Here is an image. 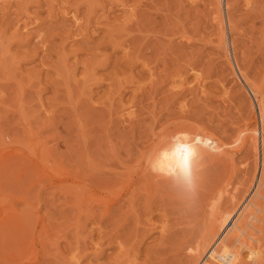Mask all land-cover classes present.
<instances>
[{
  "label": "rangeland",
  "instance_id": "374dc122",
  "mask_svg": "<svg viewBox=\"0 0 264 264\" xmlns=\"http://www.w3.org/2000/svg\"><path fill=\"white\" fill-rule=\"evenodd\" d=\"M260 97L264 0H0V264H196L204 223L255 183L243 139ZM166 122L204 127L226 155L166 153L107 208L95 196L131 181ZM261 215L248 229L264 254Z\"/></svg>",
  "mask_w": 264,
  "mask_h": 264
},
{
  "label": "bare ground",
  "instance_id": "6f19581e",
  "mask_svg": "<svg viewBox=\"0 0 264 264\" xmlns=\"http://www.w3.org/2000/svg\"><path fill=\"white\" fill-rule=\"evenodd\" d=\"M219 2L222 3V0H219ZM219 10H220V8H219ZM219 14H220V12H219ZM220 17H221V15H219V18ZM249 83L247 85H249V87H253V85L251 83L250 84ZM257 90H258V88L255 89L256 92H257ZM258 95H260V94H258ZM257 101H259V100H257ZM256 109H257L258 117H259V120H260L259 121L260 122V126H259L258 129L257 128H252L251 130H250V127H249V131L247 130L248 133H246V135H244V139L243 140H245L246 137H248L249 139L253 140V142H252L253 148L252 149L255 150V151H253V152H255L254 153L255 154L254 157L257 158L256 160H259V171L257 172L258 176L257 175H256L257 177L255 176V180H254L255 183H253V186L251 187V189L249 190L248 187L246 188L249 191L245 195L243 200L239 203V205L237 206V208L235 210H233L232 206L237 201L236 202L232 201V203L230 202L231 203V207L226 208L227 206L225 205L226 209H224L225 211H223V213H221L222 211H215V212L213 211V213L210 215L211 217L209 218V220H207L204 223L203 230H202V235L200 237V242H199V245L197 247L198 250L195 249V251H196V253L198 252L197 255H200V253L204 252V251H205V253H204V255L201 257V259L196 264H203L205 262V258H207L208 256H212V253H213V256H215L214 254H219L221 259L224 261L223 264H239L240 259L243 260V258H241L240 253L244 249L247 250L246 258L248 259L250 264H260V260L262 258H264V256H262L264 254H262L261 253L262 250H260L261 247L259 248V246H255L253 244V241L257 242V239H258V237L257 238L255 237V235H256L255 231H254L255 235H253L254 234L253 231H250L248 229V227L250 226L251 228H254L255 230H258V231L260 230L261 231V228H257V226L255 225V222H253L254 224H252V223L250 224L249 220L251 218H254V217L256 219H259V218H257L255 216V213L257 211H261V214L264 213V212H262V211H264V206H262V201H260L261 199L260 200L258 199V198H264V192L258 191V190H261L260 189L261 186H259L260 180L264 181V98H261L260 103H258V102L256 103ZM173 120L175 121V119H173ZM177 121H179V120L177 119L176 122ZM171 122H173V121L171 120ZM171 122H170V124H171ZM176 122H175V124H176ZM184 122H186V121H184ZM166 124H167V122L162 124L163 126L160 125L159 126L160 128H158V129H155L154 126H153V129H155V131H153V129H152V133H151V131L148 130L151 133L152 136L151 135L150 136L152 138L150 137L151 138L150 142L148 140L149 144L145 143L146 145H144V147L141 148L139 150V152L136 151V152H138V156H137L138 158L135 161V164L133 165L131 172L129 173V175L132 177L130 179L131 181H128V182L126 181V183H128V184L124 185L123 188L121 187L120 188L121 190L118 189L119 187H117V189H118L117 191L118 192L116 191V189H114L112 191V193L115 192V191L116 192L111 194L110 196H108L109 194L106 193V192L104 193L106 195L97 194L95 196V197H98L97 199H99V201L106 202L107 208H109V204H110L109 201H114L117 197H120V196L122 197V194L125 191H129L130 199H132L133 196L136 195V194L134 195V193H136V192H133V190H135V189H133V187H132V185L134 186V184H133L134 180L133 179L135 177H137L136 180H138V179H141V181L145 180V181H143V183L148 182V183H146V185H148L150 180H151V177L157 175L156 169L153 168V166L151 165L152 164V160L162 159L163 156L166 155V153L172 154V156L174 157L175 161L177 160V162L180 164L181 167L189 165V163L192 162V161L196 162V160H195L196 159V154L199 151L207 152L208 155L207 154L206 155L208 157V160H211V162L213 164H214L213 161H215L218 156L220 158L218 157L219 159H217V160H220L223 157V155H226V154H223L225 152L224 151V147H223L225 144H223L216 137L210 135L209 131H207L204 127H203L204 128L203 129L202 127H200V128L192 127V126L190 127V125L180 126L181 124H177V125H174V127L171 126L172 127L171 128L170 125L168 126ZM184 124H186V123H184ZM244 129H246V128H243V130H241L243 134L245 133ZM248 145H250V144H248ZM249 148H250V146H249ZM247 150L245 152H247ZM229 157H230V154H229ZM212 159H214V160L212 161ZM217 162H219V161H217ZM4 163H6V162H4ZM209 163H210V161H209ZM212 163H210V164H212ZM125 165H126V163H125ZM4 166H3L2 169H4ZM124 167L126 168V166H124ZM125 168H123V169H125ZM126 172H127V170H126ZM228 172H229V170H228ZM121 174H122V176L123 175L125 176L126 173L125 174L121 173ZM250 174H251V172H250ZM252 177H251V180H252ZM224 178H226V177H224ZM120 179H121V177H120ZM118 181H119V178H118ZM224 181H222V182H224ZM138 182H140V181H137V184H139ZM240 183H242V182H240ZM262 183H264V182H262ZM151 184H152V182H151ZM242 184L245 185L244 182ZM118 186H121V185H118ZM258 186H259V188L257 189ZM146 187L148 188V186H146ZM154 187H155V185H154ZM242 187L245 188L244 186H242ZM262 189H264V188H262ZM139 192L140 191H138V193ZM207 195H209V194L207 193ZM222 195H223V193H222ZM226 195H227V193H226ZM256 195L258 196V198L257 199L253 198V196L255 197ZM233 196H237V195H235V193H234ZM233 196H231V197H233ZM91 197H94V196L91 195ZM91 197H90V199H91ZM218 198L220 199V197H218ZM97 199L95 201H98ZM226 199L228 200V196H227ZM231 200H233V199H231ZM148 202H147V206L149 204ZM223 202H224V200H223ZM237 204H238V202H237ZM145 207H146V205H145ZM149 207H151V206H149ZM146 208L144 210H146ZM161 208H163V210H164V207H161ZM161 208H160V210H161ZM130 209H132V208H130ZM132 210H134V209H132ZM144 214H146V213H144ZM164 214H165V212H164ZM161 216H163V215H161ZM258 216L260 217L259 213H258ZM262 217H264V216H262ZM161 218H163V217H161ZM251 220L254 221V219H251ZM251 220H250V222H252ZM262 220H264V219H262ZM167 222L165 221V223H167ZM10 226H12L11 223L7 222L4 225V228L10 227ZM17 227H16V229L19 230V224L17 225ZM161 227H163V226H161ZM167 227H168V225H167ZM261 227H264V223H262ZM262 232H264V231H262ZM257 235H259V234H257ZM262 235H264V233H262ZM262 235H260V236H262ZM197 242H198V240H197ZM234 242H237L239 244V246L236 247ZM262 243H264V242H262ZM260 246H262V244ZM232 247H234V249ZM193 255H196V254H193ZM192 259H194V257ZM132 264H133V262H132ZM208 264H212V262H209Z\"/></svg>",
  "mask_w": 264,
  "mask_h": 264
}]
</instances>
